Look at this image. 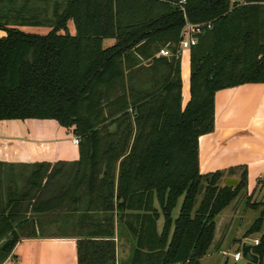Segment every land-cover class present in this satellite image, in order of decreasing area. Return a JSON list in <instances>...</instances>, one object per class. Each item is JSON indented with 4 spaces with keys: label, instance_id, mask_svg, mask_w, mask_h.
I'll return each instance as SVG.
<instances>
[{
    "label": "trees",
    "instance_id": "1",
    "mask_svg": "<svg viewBox=\"0 0 264 264\" xmlns=\"http://www.w3.org/2000/svg\"><path fill=\"white\" fill-rule=\"evenodd\" d=\"M10 1L0 0V122L55 120L73 129L80 156L66 178L48 171L53 163L26 173L0 161V264L22 238L69 234L56 226L74 211L86 227L72 231L78 264H116V221L133 240L120 264H200L216 216L241 195L246 176L229 186L222 171L201 174L198 138L213 130L217 90L264 83V0H53L49 18L26 14L28 0L19 8ZM186 21L211 27L189 48L182 107ZM106 38L114 42L104 46ZM163 48L168 56L158 54ZM245 201L258 213L244 237L264 219V202ZM251 251L264 264V234Z\"/></svg>",
    "mask_w": 264,
    "mask_h": 264
},
{
    "label": "crops",
    "instance_id": "2",
    "mask_svg": "<svg viewBox=\"0 0 264 264\" xmlns=\"http://www.w3.org/2000/svg\"><path fill=\"white\" fill-rule=\"evenodd\" d=\"M4 35L5 31L0 29V37ZM105 45L109 46L110 44L106 43ZM183 50L188 51L189 63L190 51L189 49ZM183 50L180 51L179 61ZM189 74L190 63L187 71L180 69L182 107L190 98ZM18 120L20 119H12L11 121ZM2 122H0V161L16 164L26 173L34 170L30 166L32 163H53L49 166L48 171L55 172L54 175L58 178L70 177L76 170L72 166V162L79 160L80 152L78 144L72 141L74 137H77L74 135L73 129L60 125L64 131L57 139H68V143L64 146L59 145L56 156H52V153L47 156V151L50 152L52 149L49 142L53 139L39 134V128L43 125L40 127L38 124L37 126L32 124L30 128L15 123L11 126L2 127ZM198 163L201 174L222 171L221 181L223 183L226 179H235L238 183L241 175L245 174L246 186L239 200L244 197H253L264 202V83H244L215 92L214 126L211 132L202 134L198 138ZM238 203L234 202L222 211L229 210L234 215L237 211L236 207H239ZM250 214L247 216L246 222L239 226L240 229L247 228L245 224L251 221L255 212L251 211ZM78 215L79 211H74L71 213L70 219L67 217L64 219L63 226H56V228L70 230L66 236H36L20 239L13 248L11 255L2 264H78L77 240L79 237L76 232L72 231L86 228L80 223L78 224ZM162 222L163 218L160 216L158 231L161 229ZM48 228H54V224H49ZM227 228L228 223H222L221 226L215 227L209 250L202 257L203 259H200V264H206L203 262L205 260L207 262V259L211 257L214 258H211V264H221L222 259L220 260L218 255L225 251L221 248ZM114 231L115 261L116 264H120L129 259L132 253L133 240L129 231L118 225L117 221Z\"/></svg>",
    "mask_w": 264,
    "mask_h": 264
},
{
    "label": "rangeland",
    "instance_id": "3",
    "mask_svg": "<svg viewBox=\"0 0 264 264\" xmlns=\"http://www.w3.org/2000/svg\"><path fill=\"white\" fill-rule=\"evenodd\" d=\"M29 3H26L27 6L25 7V13L28 15H31L33 13H39L40 12V17H43V15H46V17H51V11H52V7H53V0H28ZM24 2V0H12V2H7V6L8 7H12V8H19L22 3ZM45 13V14H44ZM14 16V14L11 12V14H9V17ZM13 21H9V23H12ZM69 29L73 28V24L72 22H69L68 24ZM20 27V26H18ZM22 30L26 31V32H31V33H45L48 30V27H44V26H23L20 27ZM105 42V43H104ZM112 44L113 43V39L111 38H107L103 41V45L107 46L105 44ZM159 53V52H158ZM188 51L183 50L182 51V55L180 57V69L181 70H185L187 71V69H189V63H190V56H189V63H188V56H187ZM22 126V127H27L29 126L31 128L32 124H35L37 126V124L43 125V127L39 128L40 130V135L41 136H49L50 138L53 139V141L49 142V145L52 146V149L49 151H47V156L49 153H52V156H56L57 154V148H59V145H66V143H68V139H61L58 140V136L60 134L63 133V127H61L59 124H57L56 121L54 120H38V119H30V120H18V121H3L2 122V127H6V126H11L12 124H15ZM36 128V127H35ZM61 146V147H63ZM9 148V147H8ZM54 149V150H53ZM10 151V149H8ZM52 151V152H51ZM205 183V182H204ZM203 193L201 192L198 196V200L202 197ZM251 201H258L256 199H254L253 197H249ZM246 197L238 200V197L232 201L230 203V205H232L234 202L238 203L239 207L237 208V211H235L234 215L233 212L229 211V210H224L222 211L215 219V227H219L225 223H228V228L226 231V235L224 237L223 240V245L221 250H225L223 254L218 255V258L221 260V264H223L224 258H225V252L227 253V255L229 256V260H228V264H244L246 263V260L241 258L240 261H233V259L230 257V255L233 253V251L237 248H240L243 242H248V243H252L253 239H255L256 237H260L262 234H264V219L262 222V226L261 229L258 233H254V234H250L246 237H244V230L242 231V229L239 228V226H241L244 222H246L247 220V216H250V212L253 211L251 210L247 205H246ZM238 201V202H237ZM235 208V209H236ZM178 209H179V203L178 205L174 208L173 212H172V217L175 218L178 214ZM245 212V213H243ZM258 212H255L254 216L251 218V221L248 224H245V227H248V225L253 221L254 217L257 215ZM236 215V216H235ZM235 216V217H234ZM241 216V217H240ZM241 220V221H240ZM242 222L240 224V222ZM224 226V225H223ZM246 238V239H245ZM237 239V240H234ZM212 258V257H211ZM211 258L207 259L206 264H211ZM203 259V258H202ZM214 259V258H212ZM201 262V260H200Z\"/></svg>",
    "mask_w": 264,
    "mask_h": 264
},
{
    "label": "built area",
    "instance_id": "4",
    "mask_svg": "<svg viewBox=\"0 0 264 264\" xmlns=\"http://www.w3.org/2000/svg\"><path fill=\"white\" fill-rule=\"evenodd\" d=\"M233 2H240L244 0H232ZM211 25L209 22L207 23H190L188 21L185 22V25L182 28L181 31V40L179 43L180 50L183 49H189L192 45H194L197 42V35L203 32L204 29L210 28ZM159 54L168 56L169 52L165 48L159 50ZM73 143L78 144L79 138L74 137L72 139ZM252 244H258V238L253 239ZM225 255L227 253L225 252ZM230 257L233 259V261L237 262L241 260V250L240 248L233 251V253L230 255Z\"/></svg>",
    "mask_w": 264,
    "mask_h": 264
},
{
    "label": "water",
    "instance_id": "5",
    "mask_svg": "<svg viewBox=\"0 0 264 264\" xmlns=\"http://www.w3.org/2000/svg\"><path fill=\"white\" fill-rule=\"evenodd\" d=\"M224 184L229 185V186H235L237 184V181L235 179H226L224 181ZM240 196L241 195H239L238 200H239ZM251 247H252V243L243 242L241 247H240L241 256L246 261L251 262L253 264H256L258 261L257 256L252 253ZM228 260H229V256L226 255L224 258L223 264H228Z\"/></svg>",
    "mask_w": 264,
    "mask_h": 264
}]
</instances>
